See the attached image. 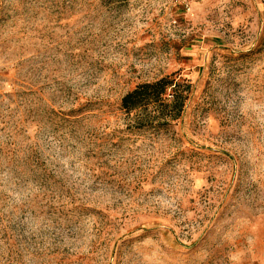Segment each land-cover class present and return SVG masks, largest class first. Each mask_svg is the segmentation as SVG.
Here are the masks:
<instances>
[{"label":"rangeland","instance_id":"obj_1","mask_svg":"<svg viewBox=\"0 0 264 264\" xmlns=\"http://www.w3.org/2000/svg\"><path fill=\"white\" fill-rule=\"evenodd\" d=\"M0 264H264V0H0Z\"/></svg>","mask_w":264,"mask_h":264},{"label":"trees","instance_id":"obj_2","mask_svg":"<svg viewBox=\"0 0 264 264\" xmlns=\"http://www.w3.org/2000/svg\"><path fill=\"white\" fill-rule=\"evenodd\" d=\"M191 91L187 80L166 75L138 84L123 96L122 108L139 128H165L184 118Z\"/></svg>","mask_w":264,"mask_h":264}]
</instances>
